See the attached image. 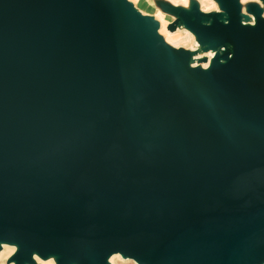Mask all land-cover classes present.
Listing matches in <instances>:
<instances>
[{
  "label": "water",
  "instance_id": "95a60500",
  "mask_svg": "<svg viewBox=\"0 0 264 264\" xmlns=\"http://www.w3.org/2000/svg\"><path fill=\"white\" fill-rule=\"evenodd\" d=\"M227 10L196 27L236 45L215 84L128 0H0V238L19 264L264 263V42Z\"/></svg>",
  "mask_w": 264,
  "mask_h": 264
},
{
  "label": "rangeland",
  "instance_id": "374dc122",
  "mask_svg": "<svg viewBox=\"0 0 264 264\" xmlns=\"http://www.w3.org/2000/svg\"><path fill=\"white\" fill-rule=\"evenodd\" d=\"M132 5L136 6L143 14L152 18L155 22H162L165 24V31H172L177 26H181V31H179L180 36H186V30H190L197 34V37L192 36V38L182 43L180 46L175 47L168 43L169 46L173 47L177 51H183L189 53L192 51L195 45V40H197L203 47L205 51L211 49L210 38L203 37L199 34L196 27L199 25L203 27L202 17L207 15L210 20L209 26L219 24L218 17L219 13H227L229 16V11L227 10V0H178L174 3L167 2H156L153 0H128ZM236 6L237 12L239 13L240 19H245V17L257 16L258 19H264V0H230ZM173 27V28H172ZM172 28V29H170ZM247 29L254 32V27L252 25H247ZM257 29H255L256 31ZM229 42H225L227 44ZM219 49L214 55L210 56V61L212 66L215 64H221V58L224 56L222 52V46L218 45ZM231 56V55H230ZM207 58L199 61L198 65L193 67V71L197 72H207L204 67ZM123 258L116 260L114 264H139L136 260L132 259L126 254H123ZM14 256V255H13ZM11 255H0V264H13L15 261L14 257ZM17 260V259H16ZM19 264L18 260L15 261ZM30 264H34L32 258L28 259ZM23 264L24 261H23ZM37 264H42L38 262Z\"/></svg>",
  "mask_w": 264,
  "mask_h": 264
},
{
  "label": "bare ground",
  "instance_id": "6f19581e",
  "mask_svg": "<svg viewBox=\"0 0 264 264\" xmlns=\"http://www.w3.org/2000/svg\"><path fill=\"white\" fill-rule=\"evenodd\" d=\"M135 11H137L138 13H140L142 16H146L145 14H143L138 8H136V6H134ZM207 15H204V17H202V24L204 26L209 27L210 24V20L207 18ZM238 17H239V13H238ZM218 21L219 24L221 25H229L231 18L227 13H219V17H218ZM157 23V33L160 37H162L163 41L165 42V44L169 45L168 43L172 44V46L178 47L180 46L182 43L189 41L192 36L197 37V34H195L194 32L190 31V30H186V36L182 37L179 34V31H181V27L180 25L175 27L174 30L172 31H165V24L162 22H156ZM252 25V27H254V32H252L253 35H255L257 33L258 37H259V41L260 42H264V19H258L257 16H252V17H245V19H240L239 17V26L244 28L247 25ZM184 29V28H183ZM255 29H257L255 31ZM199 34L203 35L200 31ZM210 44L209 46H211V49H209L208 51H205L202 47V45L195 40V45L193 46L192 51L190 52V57L188 59L187 62V67L193 71V67L197 66L199 61L207 58V62L206 64H204L205 69L207 70V72H204L205 75H208L212 80L213 83H217L218 80L214 77V73H213V66L211 64L210 61V56L214 55L216 53V51L219 49L218 45L222 46V52L224 53V56L221 58V64L227 68L229 67L235 58L236 55V45L235 43H233L232 41L225 44V42H223V40H221L220 38H210ZM171 47V46H170ZM231 56H229V55ZM23 243L16 240V239H2L0 238V255H11L14 257L15 261L16 260V255L21 251V249L23 248ZM30 258H32V261L34 262V264H37L38 262H41L42 264H60L61 259L63 258V254L60 252H55V251H45L44 253H40L39 251H37L36 249L33 250L30 254ZM123 258V255L121 254V252H115V251H108L104 258V264H114V262H116V260H120ZM13 261V264H16V262ZM24 263L25 264H30L27 260V258H24ZM68 264H78L76 259H72L68 262ZM264 264V263H263Z\"/></svg>",
  "mask_w": 264,
  "mask_h": 264
},
{
  "label": "crops",
  "instance_id": "0c3cea01",
  "mask_svg": "<svg viewBox=\"0 0 264 264\" xmlns=\"http://www.w3.org/2000/svg\"><path fill=\"white\" fill-rule=\"evenodd\" d=\"M159 1H162V2L164 1V2H167V3L171 4V3H174V2H176L178 0H153L154 3L159 2Z\"/></svg>",
  "mask_w": 264,
  "mask_h": 264
}]
</instances>
